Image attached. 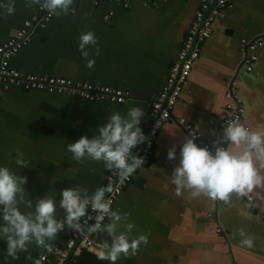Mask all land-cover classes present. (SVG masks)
Wrapping results in <instances>:
<instances>
[{
	"label": "crops",
	"instance_id": "crops-1",
	"mask_svg": "<svg viewBox=\"0 0 264 264\" xmlns=\"http://www.w3.org/2000/svg\"><path fill=\"white\" fill-rule=\"evenodd\" d=\"M199 1L166 0L157 6L132 2L123 8L74 0L69 15L59 19L54 16L9 60L11 68L24 74L99 83L128 90L131 95L122 105H109L17 87L2 92L0 166L27 177L26 198L35 202L48 195L58 202L61 190L67 187L79 185L90 192L99 187L108 172L103 163L74 161L66 151L67 144L81 136L91 139L110 114L123 115L132 107L143 109L140 127L143 133L147 130L151 102L168 74ZM14 2V14L5 16L0 9V44L37 9L26 7L25 0ZM110 11L113 15L104 19ZM87 31L94 32L98 39V44L88 49L89 59L95 60L92 68L86 66L78 50L79 36ZM262 34L264 0H231V7L214 21L211 37L193 64L174 109L175 115L190 122L208 142L221 134L217 119L224 114L227 84L243 61L240 41ZM257 56L252 72L246 73L243 68L238 72L245 108L242 123L254 130L264 129V45ZM185 137L174 120L168 121L158 134L152 161L138 170L118 197L114 210L129 214L127 221H121L119 231L131 222L135 227L130 238L147 234L149 242L140 246L136 256H121L116 264H264V188L251 193V207L244 198L233 197L226 204L191 198L187 192L178 196L170 176L179 163V145ZM173 145L177 146V159L169 161L167 152ZM17 151L31 162L30 168L15 164ZM21 211L27 209L21 205ZM57 212L62 218V210L57 208ZM216 228L222 229L224 239H218ZM244 237L253 240L252 248L241 245ZM66 240L64 230L53 242V252L33 244L14 260L6 257V242L0 239V264H34L42 254L52 256ZM103 240L110 241L106 232L96 236L94 247L81 254L78 264H110L95 255L96 246Z\"/></svg>",
	"mask_w": 264,
	"mask_h": 264
},
{
	"label": "clouds",
	"instance_id": "clouds-1",
	"mask_svg": "<svg viewBox=\"0 0 264 264\" xmlns=\"http://www.w3.org/2000/svg\"><path fill=\"white\" fill-rule=\"evenodd\" d=\"M73 4L74 0H25L26 7H38L40 11H47L49 17L58 19L69 15ZM0 9L5 16L14 14V0H0ZM97 44L94 32H81L78 50L88 68L95 65V60L89 59L88 49ZM96 54H99L98 48ZM144 115L139 107L129 108L123 115L114 112L107 117L106 123L99 125L96 135L91 139L81 136L67 144L66 151L78 163H103L104 168L123 183L144 164V159L134 152L147 140L140 127ZM222 131V136L216 134L211 150L199 146L195 136L185 137L179 145V163L172 169L171 183L176 186L178 196L187 192L191 198L203 197L226 204L233 197H247L248 206H254L250 194L264 188V129H251L236 118L222 125ZM167 159H177L176 145L168 150ZM14 162L23 169L30 168L31 164L22 151H17ZM26 183L27 177L0 166V239L6 242V257L19 259V253L28 252L33 244L45 252H53V242L65 230V225L85 240L93 234L106 232L110 241H101L95 248V255L98 260L110 264H116L121 256H136L140 246L149 242L147 234L130 238L135 227L131 222L125 223L124 230L119 231L121 221H127L129 214L112 209L111 199L106 198L114 191L112 184L97 187L92 192L79 185L67 187L61 190L58 202L48 195L33 202L25 196ZM21 205L27 211H21ZM57 208L62 210V218H58ZM90 212L95 215L91 216ZM106 218L109 223L105 225ZM90 219L95 222L90 224ZM240 243L249 249L254 246L250 237H244Z\"/></svg>",
	"mask_w": 264,
	"mask_h": 264
},
{
	"label": "built area",
	"instance_id": "built-area-1",
	"mask_svg": "<svg viewBox=\"0 0 264 264\" xmlns=\"http://www.w3.org/2000/svg\"><path fill=\"white\" fill-rule=\"evenodd\" d=\"M95 3L116 4L127 8L130 3L138 2L151 6H157L166 0H92ZM231 7V0H200L192 20L183 36L180 48L175 59L169 67L168 74L162 82L160 89L150 105L149 116L150 125L144 132L147 140L138 145L134 150L144 159L142 167L147 166L154 157L155 144L159 132L163 126L170 120H174L185 132L186 136H195V142L201 147H208L211 150L212 142H208L195 129V127L185 118L175 115L174 109L180 100L184 85L186 84L195 61L199 58L201 49L205 42L211 37L212 25L225 10ZM113 15L110 11L104 16L108 20ZM54 16L49 17L47 11H40L37 7L33 16L23 22L22 27L16 30L9 39L0 44V96L2 92L12 87H17L25 91H40L48 94H59L65 96H75L88 103H104L109 105H122L131 98L128 90H123L99 83H90L86 81H74L72 79L55 76H42L34 74H24L9 66V60L15 56L23 47L31 43L35 31L44 28L51 22ZM264 45V34L255 36L250 40L242 39L240 41L239 51L243 56V61L239 70L250 73L254 64L258 60L257 51ZM228 82L225 92L224 114L217 119L223 135L222 125L229 120L238 118L242 122L245 112L244 102L240 94V80L238 72ZM225 147L227 144L224 145ZM140 169V168H139ZM138 169V170H139ZM138 170L129 177L128 180L121 183L119 178L113 172H107L100 186L113 185L114 191L107 194L106 198L112 201L114 206L118 197L130 185ZM251 195V194H250ZM252 196V195H251ZM253 197V196H252ZM247 202V197L244 198ZM254 198L252 200V203ZM249 203V202H248ZM94 216L95 213H91ZM264 221V213H261ZM107 218L104 224L107 223ZM89 220V223H94ZM67 240L64 245L57 249L52 256L40 255L39 260L43 264H78L81 254L85 250L94 247L95 239L98 234H93L88 240H85L79 234H75L67 229L65 225ZM218 239H224L221 228H216ZM92 241L93 243H90Z\"/></svg>",
	"mask_w": 264,
	"mask_h": 264
},
{
	"label": "water",
	"instance_id": "water-1",
	"mask_svg": "<svg viewBox=\"0 0 264 264\" xmlns=\"http://www.w3.org/2000/svg\"><path fill=\"white\" fill-rule=\"evenodd\" d=\"M94 2V1H93Z\"/></svg>",
	"mask_w": 264,
	"mask_h": 264
}]
</instances>
